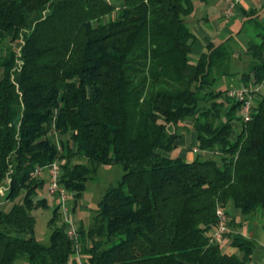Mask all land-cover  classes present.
I'll return each mask as SVG.
<instances>
[{"label": "trees", "instance_id": "16d2710c", "mask_svg": "<svg viewBox=\"0 0 264 264\" xmlns=\"http://www.w3.org/2000/svg\"><path fill=\"white\" fill-rule=\"evenodd\" d=\"M193 9V0H0V264H251L255 239L228 231L241 253L229 255L211 232L219 209L230 230L238 213L249 221L264 208V92L245 121L242 102L215 88L239 75L240 43L209 42L193 60ZM245 14L237 55L249 62L238 79L251 88L264 83V18ZM183 128L202 151L192 161L169 155ZM54 163L72 211L100 166L124 169L77 241L60 200L49 243L35 235L33 212L49 206L36 172Z\"/></svg>", "mask_w": 264, "mask_h": 264}, {"label": "crops", "instance_id": "0c3cea01", "mask_svg": "<svg viewBox=\"0 0 264 264\" xmlns=\"http://www.w3.org/2000/svg\"><path fill=\"white\" fill-rule=\"evenodd\" d=\"M193 3V11L186 16L187 24L196 35L191 52L193 60H197L207 50L209 42L219 43L234 37L240 43L239 36L242 33L239 34V32L246 19L245 11L264 10V0H240L232 15L226 13L229 6L227 0H193ZM238 76L234 77L239 78ZM237 134V131L234 132L235 137ZM189 136L195 144L197 142L196 132L191 130ZM184 137L185 135L177 141V147H181L179 157L192 161L197 155L186 146ZM236 218L237 222H241L242 225L231 231L241 232L255 239L257 243L251 264H264V208H259L255 217L249 221H246L240 213ZM221 246L226 254H241L240 250L232 245V238L229 236L224 238Z\"/></svg>", "mask_w": 264, "mask_h": 264}, {"label": "rangeland", "instance_id": "374dc122", "mask_svg": "<svg viewBox=\"0 0 264 264\" xmlns=\"http://www.w3.org/2000/svg\"><path fill=\"white\" fill-rule=\"evenodd\" d=\"M260 19L264 18V12L261 11V14L259 16ZM253 24H251L252 26ZM249 26V27H251ZM247 29L244 30L243 34L239 36L240 44H238L237 53H239L240 49L246 48V43L249 39V32L246 33ZM242 45V46H241ZM249 62V58L247 56H243L242 60L238 58V55L235 56V58L232 60V67L233 71H239V75L242 74L243 70L247 68ZM238 78H223L218 81L215 88L216 89H233L239 87ZM230 93V92H229ZM236 129H239L241 124L239 122H234ZM186 125H191V122L188 121ZM238 131V130H236ZM183 135H185L184 140L186 142V146L193 151V147L195 146L194 142H192L190 138L191 129L188 131V129L183 128L182 129ZM181 147L175 148L171 152V156L177 157L179 156ZM196 154V153H195ZM82 162H85V160H80ZM59 168V167H58ZM124 173V169L122 164L116 163L112 165H103L100 166L95 173L92 174L91 178L87 182V190L84 192L82 199L78 201L77 204H75V210L73 209V217L77 223L78 226H81L80 224L83 223V225L88 226L91 221L94 214V211L96 209V206L99 202V200L102 198V195L104 194L105 190L112 184H117L118 181L121 179L122 175ZM39 177H43L46 179V185L42 191L40 192L39 197L42 198L43 196L47 198L48 200V208L46 209H38L34 211V215L36 217V225H35V235L37 239L43 243H49L50 241V235H51V228H50V219L53 215V210L56 205V203L60 199V195H51L49 193V184L51 180V173L49 169H45L41 172V175H38ZM3 196V195H1ZM0 196V197H1ZM69 204L71 205V208L74 205V198L73 195L69 194ZM68 204V205H69ZM233 230V229H232ZM231 231V229L229 230ZM228 236V235H227ZM226 236V237H227ZM78 251L80 249V246L78 245ZM75 257H77L79 260L83 259V256L76 253ZM81 257V258H80Z\"/></svg>", "mask_w": 264, "mask_h": 264}, {"label": "built area", "instance_id": "2783aa9c", "mask_svg": "<svg viewBox=\"0 0 264 264\" xmlns=\"http://www.w3.org/2000/svg\"><path fill=\"white\" fill-rule=\"evenodd\" d=\"M229 6L227 8V15H232L237 8L240 0H227ZM264 92V83L247 88L244 85H241L237 88L230 90V95L235 99L242 102L241 116L245 121L250 118L251 112L256 108V99L259 97V94ZM193 152L199 153L202 152L200 148L195 145L193 147ZM216 152V151H215ZM45 169H49L51 173V180L49 184V193L51 195H60L61 199V212L64 218V221L68 225V235L77 241L78 239V225L73 217V212L71 205L69 204V192L65 190L59 184L60 170L56 163L48 165L45 168H39L36 172V175H41V172ZM5 189H0V196L4 195ZM69 204V205H68ZM218 214V225L211 232L212 241L222 242L225 238L226 233L229 231L228 218L223 209L217 211ZM78 246V245H77Z\"/></svg>", "mask_w": 264, "mask_h": 264}]
</instances>
